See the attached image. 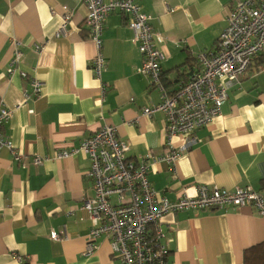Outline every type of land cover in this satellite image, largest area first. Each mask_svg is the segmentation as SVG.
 I'll use <instances>...</instances> for the list:
<instances>
[{
	"label": "crops",
	"instance_id": "1",
	"mask_svg": "<svg viewBox=\"0 0 264 264\" xmlns=\"http://www.w3.org/2000/svg\"><path fill=\"white\" fill-rule=\"evenodd\" d=\"M235 1L136 0L164 38L157 46L165 55L161 79L169 91L190 75L199 52L214 49ZM62 6L72 16L56 37ZM85 16L82 0H0V102L19 105L0 128L13 149L0 148V264H122L104 237L84 255L91 222L80 205L93 193L88 159L81 153L52 158L102 124L129 143L130 160H146L158 197L194 196L201 184L250 186L264 195V52L229 89L219 116L194 131L190 146L181 149L187 136L171 138L181 150L171 165L160 159L167 149L163 113L142 114L159 103L160 92L139 72L141 56L126 17L112 12L105 18V69L97 78ZM35 44H44L40 53ZM15 49L22 59L8 74ZM19 71L42 82L26 102L23 91L31 88ZM34 155L47 159L35 166ZM160 226L172 239L168 264H245V250L264 242V216L249 206L167 213ZM53 231L59 238H50Z\"/></svg>",
	"mask_w": 264,
	"mask_h": 264
},
{
	"label": "built area",
	"instance_id": "2",
	"mask_svg": "<svg viewBox=\"0 0 264 264\" xmlns=\"http://www.w3.org/2000/svg\"><path fill=\"white\" fill-rule=\"evenodd\" d=\"M82 2L86 7L84 25L87 37L95 46L90 68L97 78L105 69L102 53L105 18L112 12L126 17L127 27L132 32L130 40L141 56L139 72L146 75L150 84L160 92L159 103L143 107L142 114L163 113L167 149L160 159L171 165L181 155V150L172 146L171 138L187 136L181 149L190 146L194 131L219 116L229 89L239 82L240 75L250 67L252 60L264 52V0H236L227 13L226 26L219 33L214 49L199 52L190 75L179 81L176 89L169 91L161 79V63L165 55L157 46L164 38L153 30L151 17L141 10L136 0ZM62 10L56 37L65 32L72 16V10L67 6H62ZM43 48L44 44L34 45L37 53ZM21 59L22 52L15 49L7 68L8 74L17 70ZM19 74L29 80L30 92L23 91V101L26 102L39 94L42 82L24 71ZM18 107L17 104L13 109ZM13 109L0 102V128ZM0 148L13 152L11 141L1 130ZM128 151L129 143L118 137L115 128L102 124L77 146L55 152L52 156L58 159L81 153L89 161L85 174L92 180L93 193L83 196L80 205L91 222L84 255L93 254L98 248L97 239L104 237L109 241L111 253L117 255L122 264H168L172 239L160 226L165 214L190 209L249 206L264 216V195L250 186L227 189L201 184L194 196L184 194L176 201L158 197L147 177L148 163L144 158L130 160ZM21 157L14 153V160ZM46 159L34 155L32 164L39 166ZM59 236L54 231L50 234L51 239Z\"/></svg>",
	"mask_w": 264,
	"mask_h": 264
},
{
	"label": "trees",
	"instance_id": "3",
	"mask_svg": "<svg viewBox=\"0 0 264 264\" xmlns=\"http://www.w3.org/2000/svg\"><path fill=\"white\" fill-rule=\"evenodd\" d=\"M245 264H264V242L244 252Z\"/></svg>",
	"mask_w": 264,
	"mask_h": 264
}]
</instances>
